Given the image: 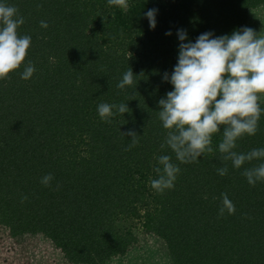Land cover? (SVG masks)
Here are the masks:
<instances>
[{
  "label": "trees",
  "instance_id": "1",
  "mask_svg": "<svg viewBox=\"0 0 264 264\" xmlns=\"http://www.w3.org/2000/svg\"><path fill=\"white\" fill-rule=\"evenodd\" d=\"M6 2L19 9L25 23L18 32L32 42L21 67L0 80V226L12 238L44 236L70 264L123 258L138 231L162 240L171 264H264V182L250 186L241 174L264 161L240 169L222 161L221 129L213 153L182 164L160 148L167 130L158 117L159 100L173 90L163 74L178 62V30H186L185 43L205 32L230 35L264 0H128L127 12L107 0ZM149 9L158 10L155 29ZM29 61L36 71L23 80ZM129 67L137 85L121 90ZM101 103H127L130 112L114 109L106 122ZM130 129L139 143L126 150ZM259 148L264 113L235 151ZM160 155L181 169L162 194L150 185ZM48 173L51 187L40 183ZM222 193L235 214L219 216Z\"/></svg>",
  "mask_w": 264,
  "mask_h": 264
},
{
  "label": "clouds",
  "instance_id": "2",
  "mask_svg": "<svg viewBox=\"0 0 264 264\" xmlns=\"http://www.w3.org/2000/svg\"><path fill=\"white\" fill-rule=\"evenodd\" d=\"M107 3L124 12L129 9L128 0H107ZM157 12V9H149L145 13L151 29L156 27ZM24 23L17 7L0 0V80L9 79V74L25 61L32 41L31 36L18 32ZM40 26L49 27L43 20ZM171 34L170 31L166 33ZM177 35L180 41L178 62L170 76L167 72L163 74V80L170 82L173 90L158 102V117L167 130L160 148L170 149L182 164L198 162L201 156L213 153L212 137L222 129V140L218 144L222 161H231L235 169L254 160L264 161V148L247 153L235 151L239 139L256 134L258 121L264 113L259 103L264 98V32L242 27L230 35L215 38L212 32H205L194 43L184 42L188 39L184 29L178 30ZM35 71L29 61L24 65L21 79L29 80ZM135 76L129 67L117 87L123 90L137 85ZM114 109L122 115L130 112L127 103H101L97 107L100 118L106 122H110L115 114ZM123 135L131 137L126 150L139 143L140 135L135 131L130 129ZM156 159L159 165L154 167L157 178L151 179L150 185L162 194L174 188L181 169L172 162L170 155H160ZM217 173L227 175V163L218 168ZM241 174L250 186L264 182V162L244 168ZM53 179L54 176L48 173L40 183L51 187ZM221 197L219 216L235 214V205L227 193H222ZM25 200L27 196L22 197L21 203Z\"/></svg>",
  "mask_w": 264,
  "mask_h": 264
},
{
  "label": "rangeland",
  "instance_id": "3",
  "mask_svg": "<svg viewBox=\"0 0 264 264\" xmlns=\"http://www.w3.org/2000/svg\"><path fill=\"white\" fill-rule=\"evenodd\" d=\"M258 12V13H257ZM264 5L251 11L245 27L264 32ZM260 103H264L262 98ZM139 242L123 258L109 264H171L165 243L142 231H138ZM0 264H70L53 243L41 235L12 238L9 230L0 226Z\"/></svg>",
  "mask_w": 264,
  "mask_h": 264
},
{
  "label": "crops",
  "instance_id": "4",
  "mask_svg": "<svg viewBox=\"0 0 264 264\" xmlns=\"http://www.w3.org/2000/svg\"><path fill=\"white\" fill-rule=\"evenodd\" d=\"M252 11H254V10H252ZM257 13H258V12H257ZM250 15H251V13H250ZM258 17L261 18V21H262V22H264V16H260V15L258 14V16H257V20H259ZM248 21H249V20H248ZM247 23H248V22H247ZM261 32H262V31H261Z\"/></svg>",
  "mask_w": 264,
  "mask_h": 264
}]
</instances>
